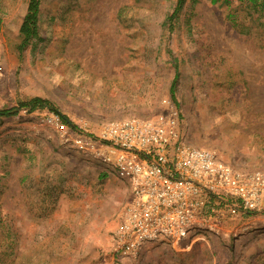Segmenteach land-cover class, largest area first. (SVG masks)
Returning <instances> with one entry per match:
<instances>
[{
  "label": "rangeland",
  "instance_id": "obj_1",
  "mask_svg": "<svg viewBox=\"0 0 264 264\" xmlns=\"http://www.w3.org/2000/svg\"><path fill=\"white\" fill-rule=\"evenodd\" d=\"M28 1L0 0V108L41 97L92 133L175 112L187 143L264 169V0H185L171 20L176 0H40L19 52ZM51 114L0 117V264H264V211L117 262L127 187L62 144Z\"/></svg>",
  "mask_w": 264,
  "mask_h": 264
},
{
  "label": "built area",
  "instance_id": "obj_2",
  "mask_svg": "<svg viewBox=\"0 0 264 264\" xmlns=\"http://www.w3.org/2000/svg\"><path fill=\"white\" fill-rule=\"evenodd\" d=\"M176 113L165 118L126 117L98 133L46 123L62 144L99 163L125 183L129 198L112 235L117 262L136 258L151 243L180 244L216 232L227 216L264 211V169H241L214 150L184 139Z\"/></svg>",
  "mask_w": 264,
  "mask_h": 264
},
{
  "label": "trees",
  "instance_id": "obj_3",
  "mask_svg": "<svg viewBox=\"0 0 264 264\" xmlns=\"http://www.w3.org/2000/svg\"><path fill=\"white\" fill-rule=\"evenodd\" d=\"M184 1L185 0H176L175 8L172 14L169 16L170 20L173 19L174 15L180 10ZM215 1L216 0H212V2ZM39 3L40 0L28 1L25 15L19 27V34L21 36V41L18 45L19 52H21L30 43V41L37 35V21H38L37 15H38ZM177 78H178V74L176 73L173 78L172 85L170 87V95L173 101H174L175 84ZM21 109H26L28 112H31L33 110L47 109L50 112H53L55 115L59 116V118L64 124H69L73 126L66 116L60 114V112L52 106L50 101L41 97H32L28 100L19 101L16 106H12L9 108H0V117L15 115Z\"/></svg>",
  "mask_w": 264,
  "mask_h": 264
}]
</instances>
